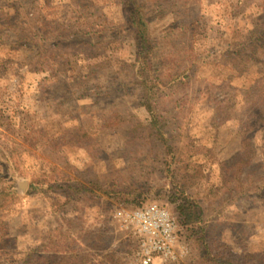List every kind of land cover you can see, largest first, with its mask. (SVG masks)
Wrapping results in <instances>:
<instances>
[{"label":"rangeland","instance_id":"rangeland-1","mask_svg":"<svg viewBox=\"0 0 264 264\" xmlns=\"http://www.w3.org/2000/svg\"><path fill=\"white\" fill-rule=\"evenodd\" d=\"M149 2L147 55L123 0H0V264H139L119 213L179 198L201 220L154 264L264 254V0Z\"/></svg>","mask_w":264,"mask_h":264},{"label":"trees","instance_id":"trees-1","mask_svg":"<svg viewBox=\"0 0 264 264\" xmlns=\"http://www.w3.org/2000/svg\"><path fill=\"white\" fill-rule=\"evenodd\" d=\"M150 0H123L124 7V16L126 19L125 24L123 25L124 31L132 35V41L135 48L141 49L145 54L149 55L156 49V45L149 35V28L147 17L152 9V6H149ZM144 93L140 99V105L145 107L149 113L152 115V128L155 129V134L153 135L156 138V141L163 148L165 154L172 153V142L171 136H168V133L163 129L165 128L166 121L163 112L155 110V106L150 95V91ZM156 111V112H155ZM258 120L253 122V127H257L258 123L264 122V116L257 117ZM264 126V124L262 125ZM249 141V139H248ZM245 144V143H244ZM73 190L77 193L88 192L84 187L76 186L72 187ZM145 206L140 207L139 209ZM176 211L179 216V223L182 227H188L194 229L201 220V211L198 204L187 198H179L176 202ZM252 259L255 260V264H264V254L262 255H252ZM219 264H234L231 258L228 256H221L218 260Z\"/></svg>","mask_w":264,"mask_h":264},{"label":"built area","instance_id":"built-area-1","mask_svg":"<svg viewBox=\"0 0 264 264\" xmlns=\"http://www.w3.org/2000/svg\"><path fill=\"white\" fill-rule=\"evenodd\" d=\"M123 227L137 237L139 264H154L156 260L176 262L183 250L176 218L158 205L119 213Z\"/></svg>","mask_w":264,"mask_h":264}]
</instances>
